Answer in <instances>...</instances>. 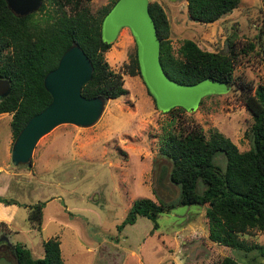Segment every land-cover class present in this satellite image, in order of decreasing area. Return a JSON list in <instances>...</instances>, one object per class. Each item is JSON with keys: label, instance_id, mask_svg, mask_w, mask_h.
Returning <instances> with one entry per match:
<instances>
[{"label": "rangeland", "instance_id": "rangeland-1", "mask_svg": "<svg viewBox=\"0 0 264 264\" xmlns=\"http://www.w3.org/2000/svg\"><path fill=\"white\" fill-rule=\"evenodd\" d=\"M112 0H89L96 14ZM162 5L170 22L173 50L184 39L207 51L228 52L230 41L238 55L234 76L264 86V0H240L236 8L215 22L192 21L185 0H149ZM248 42L256 46L246 48ZM105 53L110 68L123 77L128 93L106 101L100 118L91 126L61 124L42 136L30 166H13L11 113L0 114V196L18 204L0 203V254L14 261L7 246L21 243L33 258L43 257V242L58 239L64 264H214L224 256L238 264H264L257 248L232 249L224 254L208 250L204 207L181 205L179 187L169 180L170 163L159 154L165 130L202 128L217 130L240 151L250 147L251 114L232 85L224 94L204 97L188 112H161L140 74L130 75L126 65L136 44L127 27L120 30ZM245 53H239L243 48ZM221 167L222 154L215 157ZM150 198L172 202L155 223L138 216L135 223L118 226L132 202ZM43 203L41 229L27 220L25 205ZM4 234V235H2ZM249 245L264 247V232L241 237ZM7 241H6V240Z\"/></svg>", "mask_w": 264, "mask_h": 264}, {"label": "trees", "instance_id": "trees-1", "mask_svg": "<svg viewBox=\"0 0 264 264\" xmlns=\"http://www.w3.org/2000/svg\"><path fill=\"white\" fill-rule=\"evenodd\" d=\"M116 1L112 0L94 14L85 4L89 0H42L37 11L19 17L12 13L5 0H0V79L10 82L9 94L0 100V114L11 113L13 141L25 123L50 103L51 95L43 85V78L57 66L61 55L72 43L82 48L93 66L91 79L81 88L84 97H102L107 101L128 93L122 75L111 69L105 59L111 44L101 37L102 19ZM185 1L189 18L203 24L217 21L240 2ZM149 12L160 39V62L166 74L181 83L215 78L236 85L253 120L247 133L251 144L246 151H240L217 130L206 134L202 128L194 127L163 132L159 154L171 165L169 180L179 187L178 204L204 207L205 244L211 252L216 253L218 247L225 255L232 249L257 248L264 256L263 246H247L241 238L251 235L252 231L264 232V86L254 88L245 79L234 76L238 51L232 41L228 43L226 53L204 50L191 39H184L174 51L169 38L170 22L164 8L152 1ZM261 32L264 31H260L259 37ZM255 46L253 42L246 44V48L252 50ZM245 52L244 47L239 50V53ZM126 70L130 75L140 74L136 48ZM184 111L182 107H175L169 113ZM218 154L225 159L224 167L215 161ZM0 203L6 206L18 204L3 196H0ZM175 205L137 198L118 230L135 223L138 216L151 219L156 227L158 215L172 210ZM25 206L30 227L40 230L43 203ZM0 224L5 226L4 222ZM7 247L14 256L13 264H64L58 239L44 241L43 257L36 259L21 243ZM0 257L4 256L0 254ZM214 264L238 263L234 258L224 256Z\"/></svg>", "mask_w": 264, "mask_h": 264}, {"label": "water", "instance_id": "water-1", "mask_svg": "<svg viewBox=\"0 0 264 264\" xmlns=\"http://www.w3.org/2000/svg\"><path fill=\"white\" fill-rule=\"evenodd\" d=\"M5 1L12 13L19 17L37 11L42 4V0ZM149 3V0H117L102 19L101 37L104 42L112 43L122 28L130 30L136 44L140 76L157 109L168 112L182 107L191 112L198 108L204 97L228 92L231 85L215 78L181 83L166 74L160 62V39L149 12ZM92 71L90 59L78 44L72 43L63 52L57 66L43 78V85L51 95L50 103L25 123L12 143L10 159L13 166H30L38 140L56 126L88 127L100 118L106 100L102 97L86 98L81 94V88L91 79ZM9 92L10 82L0 79V100ZM0 264L13 262L0 257Z\"/></svg>", "mask_w": 264, "mask_h": 264}, {"label": "crops", "instance_id": "crops-1", "mask_svg": "<svg viewBox=\"0 0 264 264\" xmlns=\"http://www.w3.org/2000/svg\"><path fill=\"white\" fill-rule=\"evenodd\" d=\"M9 206V205H8ZM1 219V218H0Z\"/></svg>", "mask_w": 264, "mask_h": 264}, {"label": "flooded vegetation", "instance_id": "flooded-vegetation-1", "mask_svg": "<svg viewBox=\"0 0 264 264\" xmlns=\"http://www.w3.org/2000/svg\"><path fill=\"white\" fill-rule=\"evenodd\" d=\"M6 240V239H5Z\"/></svg>", "mask_w": 264, "mask_h": 264}]
</instances>
